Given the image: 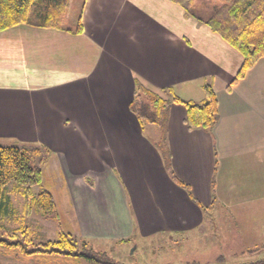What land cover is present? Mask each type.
<instances>
[{
    "label": "crops",
    "instance_id": "crops-1",
    "mask_svg": "<svg viewBox=\"0 0 264 264\" xmlns=\"http://www.w3.org/2000/svg\"><path fill=\"white\" fill-rule=\"evenodd\" d=\"M72 4L62 30L20 25L0 33V138L44 146L57 159L75 209L67 234L87 247L138 233L188 240L210 231L203 229L217 215L226 225L218 204L238 224L247 223L245 207L256 219L264 203V59L228 92L242 57L171 1L76 0L79 16L71 20ZM136 83L194 103L204 100L205 84L216 93L212 132L188 130L185 109L169 108L171 170L189 193L140 134L129 111ZM92 173L106 175L94 183L86 179ZM210 209L217 211L211 219ZM252 237L249 250L258 246ZM227 238L231 246L235 237Z\"/></svg>",
    "mask_w": 264,
    "mask_h": 264
},
{
    "label": "trees",
    "instance_id": "trees-1",
    "mask_svg": "<svg viewBox=\"0 0 264 264\" xmlns=\"http://www.w3.org/2000/svg\"><path fill=\"white\" fill-rule=\"evenodd\" d=\"M178 5L186 17L207 26L243 59L242 66L227 87L230 92L264 59V0H169ZM69 0H0V33L20 25L35 28L62 30L65 26ZM82 32L78 23L74 33ZM204 100L200 103L185 101L173 90L165 89L161 94L152 93L135 84L129 111L142 128L144 124L160 128L161 134L154 145L160 153L164 168L172 181L189 193L188 188L173 174L167 146V117L170 106L179 105L186 111L185 124L188 130L212 132L219 121V106L212 86L203 85ZM165 97L166 99H164ZM51 151L41 145H0V217L11 212L10 197L6 188L13 184L14 191L24 200L26 216L57 218V204L53 195L41 190L36 196L34 187L43 181L42 167L50 159ZM213 188V183H212ZM0 246L17 250L26 256H63L84 259L94 264H120L111 261L104 253L94 252L85 242L70 234L59 233L55 242L35 243L30 234L8 233L0 239ZM220 260V259H219ZM264 264V261L245 263Z\"/></svg>",
    "mask_w": 264,
    "mask_h": 264
},
{
    "label": "rangeland",
    "instance_id": "rangeland-1",
    "mask_svg": "<svg viewBox=\"0 0 264 264\" xmlns=\"http://www.w3.org/2000/svg\"><path fill=\"white\" fill-rule=\"evenodd\" d=\"M76 0H73L70 15L71 20L76 16H79L78 6L75 7ZM70 27V25H68ZM166 99L165 97H163ZM140 133L145 139L154 143L158 142V134L161 133L160 128L156 126H150L144 124ZM18 138H0V145L9 146L14 144H23ZM58 161L56 158L51 157L45 165L42 167L43 181L40 186L32 189V194L36 196L39 191H49L57 204V218L54 216L41 218L34 215L29 217L25 215L23 211L24 200L14 191L15 186L13 184L6 188V193L10 197L11 212L5 217H0V239L6 238L8 233H17L20 235L22 232L30 234L31 239L35 243L39 242H55L59 239V233H70L73 229L76 218L73 212H75L72 200L70 198L67 185L64 183L63 178L59 172ZM106 173H97L87 176L86 179L98 183V179L101 176H105ZM260 205V204H258ZM218 212H222L226 219V225L219 224V215H217L214 221L213 213L214 209H210L206 212L211 221L207 222L203 230L205 234L194 232V236H189L188 240L186 236H167L166 237H142L141 234H136L133 238H128L124 243H118L111 238V241L104 242L102 245L97 246L95 242H89L88 248H91L94 252L105 253V255L114 262L120 264H245L249 262L264 261V203L261 204L257 210L255 208L254 214L256 219H251V210L247 207L242 211L246 212V215L242 213L244 218L242 221L247 223H236L232 214L227 208L221 205H217ZM219 208V209H218ZM97 211L95 207L94 212ZM93 212V211H92ZM39 229L37 226H39ZM235 225V230L233 227ZM236 225L243 227L248 234V241L242 234L236 229ZM244 225V226H243ZM227 227L230 229L225 230ZM239 228V227H238ZM259 229L260 232L252 230ZM169 235V234H168ZM235 237V241L231 246L225 240L227 237ZM256 239L258 244L252 250L248 248L252 241ZM253 239V240H252ZM81 242V241H80ZM261 243V244H260ZM220 258V260L218 259ZM221 258H224L222 260ZM59 261L55 257L48 258L47 256L39 257L26 256L21 254L17 250L7 249L0 246V264H58ZM67 264H73L67 263ZM74 264H94L84 259L77 260Z\"/></svg>",
    "mask_w": 264,
    "mask_h": 264
}]
</instances>
